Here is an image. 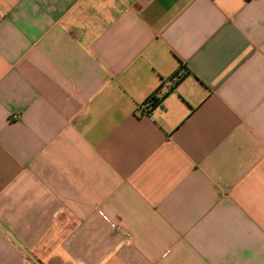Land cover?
Instances as JSON below:
<instances>
[{
  "label": "crops",
  "instance_id": "0c3cea01",
  "mask_svg": "<svg viewBox=\"0 0 264 264\" xmlns=\"http://www.w3.org/2000/svg\"><path fill=\"white\" fill-rule=\"evenodd\" d=\"M0 264H264V0H0Z\"/></svg>",
  "mask_w": 264,
  "mask_h": 264
},
{
  "label": "built area",
  "instance_id": "2783aa9c",
  "mask_svg": "<svg viewBox=\"0 0 264 264\" xmlns=\"http://www.w3.org/2000/svg\"><path fill=\"white\" fill-rule=\"evenodd\" d=\"M174 83H175V80L174 79H172V80L170 79L168 81H163L162 86L169 87V86L173 85Z\"/></svg>",
  "mask_w": 264,
  "mask_h": 264
},
{
  "label": "trees",
  "instance_id": "16d2710c",
  "mask_svg": "<svg viewBox=\"0 0 264 264\" xmlns=\"http://www.w3.org/2000/svg\"><path fill=\"white\" fill-rule=\"evenodd\" d=\"M156 101H157V99H156L155 96H152V97L150 98V100H149L150 104H152L153 106H155Z\"/></svg>",
  "mask_w": 264,
  "mask_h": 264
}]
</instances>
